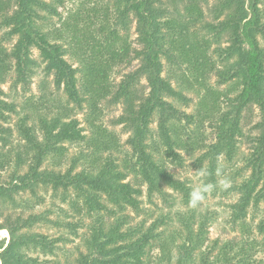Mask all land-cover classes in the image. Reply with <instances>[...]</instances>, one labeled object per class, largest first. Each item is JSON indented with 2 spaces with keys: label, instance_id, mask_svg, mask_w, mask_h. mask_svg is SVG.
<instances>
[{
  "label": "trees",
  "instance_id": "trees-1",
  "mask_svg": "<svg viewBox=\"0 0 264 264\" xmlns=\"http://www.w3.org/2000/svg\"><path fill=\"white\" fill-rule=\"evenodd\" d=\"M171 1L184 4L191 22L166 19L168 13L162 0L116 1L117 24L125 27L130 17L136 23L138 47L132 48L104 17L97 23L98 28L81 18V9L70 11L63 19L59 7L64 6V0H0L2 25L9 29L10 37H17L11 50L0 46V84L12 75L14 86L29 88L39 66L33 57V50L37 49L45 71L54 77L56 88H63L68 102L78 109L88 110L87 129L80 128L79 122L69 115H57L50 120L40 117L39 130L22 121L19 132L26 148L14 156L0 154V172L14 166L7 186L0 184V201L14 200L16 195L34 192L39 186H52L55 191L73 190L79 199L84 198L89 212H105L112 219L107 221L106 215H100L89 228V252L80 255L77 264H146V260L155 257L156 264H264V215L255 225L248 222L250 210H261L264 203V48L260 41V38L264 40V0H218L213 10L218 23L207 25L216 40L218 36L228 37L230 45L226 54L233 62L217 75L220 84L232 83L231 92H235L234 98L228 99L229 110L219 118L217 143L206 152V157H211L210 181L217 183V156L228 160L234 156L237 137L242 135L244 112L251 107H257L260 112L252 152L243 158V179L236 182L237 176L229 177L232 185L228 192L239 195L230 207L232 223L243 232L241 245L232 241L221 246L218 241L208 243V219L200 220L195 229L193 215L182 217L183 231H174L169 240L165 237L168 230L159 231V224L168 227L170 217L146 225L149 215L140 201L143 184L148 186L149 196L159 193L164 197V186L180 192L185 204L192 189L167 169L162 159L156 157L157 148L152 150L149 144L150 127L157 118L159 137L167 150L166 159L180 162L175 151L178 141L173 137L177 131L173 126L184 119L188 124L194 121L169 101L186 100V97L163 77L162 57L190 67L192 83L197 85L205 83L215 67L209 55L211 39L200 37L190 27L203 18L201 3L207 0ZM42 12L60 17L61 23L47 28L41 24L47 18ZM136 60L138 67L114 85L115 68ZM142 79L149 87L146 95L140 89ZM5 95L0 88L2 146L7 145L10 136L4 124L16 112L15 105ZM104 104L123 106L121 116L115 121L116 126H123L130 133L127 144L131 152L123 161H120L119 140L99 123ZM212 118L213 115L209 119ZM80 142L83 145L80 155L63 171L62 145ZM53 157L57 158L55 166L49 170L44 166ZM25 167L27 171L23 173ZM131 176L136 177L135 183L128 180ZM128 209L144 219L133 223L126 213ZM42 220L38 215L5 216L0 209V232L9 235L8 242L0 240V264H42L31 255L38 249L53 248L51 240L32 231ZM78 223H69L68 227L77 232Z\"/></svg>",
  "mask_w": 264,
  "mask_h": 264
},
{
  "label": "rangeland",
  "instance_id": "rangeland-1",
  "mask_svg": "<svg viewBox=\"0 0 264 264\" xmlns=\"http://www.w3.org/2000/svg\"><path fill=\"white\" fill-rule=\"evenodd\" d=\"M51 1V0H47ZM117 0H64V6L59 7V13L63 19L67 18L70 11H77L81 9V18L92 24V27L98 28L97 23L103 17L106 18L113 28L120 31V37L125 38L131 44L132 48L138 47V34L136 32V23L134 18L130 17L126 26L117 24ZM163 7L167 11L166 19H176L181 22H191L190 16L184 11V4L172 3L171 0H162ZM218 0H207L201 3L204 16L195 26H190L191 30L199 33L200 37H208L211 39L210 44V59L211 64L214 65V70L208 75L207 81L201 85L192 83V69L187 67L182 62H173L168 57H162L163 63V77L170 81L174 88L184 94L186 100L169 99L174 103L181 113L194 118L190 124L184 119L175 122L173 129H176L177 135L173 134L178 141V147L175 151L179 154L180 162H175L166 159V147L163 145L159 137L158 120L155 118L151 125L152 138L149 144L152 150L157 148L158 154L156 157L162 159L167 169L179 180L186 181L193 188L201 183H212L209 180V174L206 177L199 176L195 171H198L204 165L210 173L209 168L210 158L206 157L208 152L217 142V124L220 116L229 110V100L234 98L232 83L225 85L220 84V77L217 75L218 71H224L226 67L232 64L233 61L228 60L226 49L230 43L227 36H218L217 40L213 32L207 29L208 24H217L213 10ZM43 17H47L41 24L47 28H53L61 23L60 17H51L50 14L42 12ZM106 16V17H105ZM88 19H91L90 21ZM49 20V21H47ZM9 29L2 25L0 19V46L11 50L17 42V37H10ZM261 46L264 48V40L260 38ZM33 57L38 61L39 66L36 68L33 77L31 78V85L29 88L23 86H14L12 75L7 78L6 83L0 84L5 92V99L15 105L16 112L10 116V121L4 124L5 128L9 129V138L7 145H0V154L8 153L14 156L17 151L23 152L26 148V141L19 132V126L22 121H27L28 126H35L37 130L40 128V117H46L49 120L60 115H69L71 119H76L79 122L80 128H88L86 123L87 109L80 110L74 104L68 102L64 89H57L54 83L53 75L47 74L45 71V63L40 57V52L37 49L33 50ZM70 60V58H68ZM71 61V60H70ZM72 62V61H71ZM139 61H134L132 64L123 65L115 68L112 76L114 85L120 83L124 76L136 69ZM76 66V65H75ZM236 87V83H233ZM140 89L143 93L148 94L149 87L145 79L141 80ZM204 100V102H203ZM123 112V106H109L104 104L100 117V125L105 127L108 131L115 134L121 145L120 161H123L130 155V147L127 144L130 138V133L123 126H116L115 121ZM208 112L209 114H205ZM213 115L212 119H209ZM241 121L242 135L237 137V149L234 152L232 160H228L223 156L221 163L227 177L237 176L236 182L243 179V158L250 155L252 152V140L257 136L255 125L260 121V112L257 107H251L243 114ZM41 133V132H40ZM88 134V132H86ZM42 137V134L39 138ZM187 143L186 146L180 142ZM65 153L63 159V171L68 169L70 161L79 156L83 145L80 143H64ZM193 155V156H192ZM192 157V158H191ZM56 157L50 158L49 162L45 164V168L52 169L55 166ZM191 159V160H189ZM193 161V162H192ZM192 162V163H191ZM191 163V164H190ZM190 164V165H189ZM189 165V166H188ZM14 170L10 168L5 172H0V184L9 182L11 172ZM79 170V169H78ZM27 167L22 172L25 173ZM247 175V174H246ZM219 177L217 176V181ZM129 181H136V177L128 178ZM232 183L227 189L216 187L212 192L207 194L206 198L196 208L185 204L183 194L164 186L166 194L164 197L159 193L149 196L148 186L143 184L141 186L142 196L140 197L141 206L149 215L147 218V226L160 218L170 217L168 227L162 226L159 231L166 232V240H169L174 231H183L182 217L189 218L192 215L193 227L196 229L200 220L208 219L207 242L212 244L218 241L221 245L232 241L241 245L243 240V232L239 225L232 223L231 214L232 209L230 205L238 200L239 195L228 192ZM84 198L79 199L73 190L69 192L58 189L55 191L52 186H39L35 191H28L16 195L14 200L3 199L0 201V209L6 215H22L29 217L31 215H38L42 222L38 223L33 232L40 233L46 236L53 242L51 250L38 249L31 255L38 257L42 264H77V259L82 254L89 252L87 246L88 239L91 235L90 227L96 224V221L101 216L106 215V220L110 217L105 212H89L88 208L84 206ZM261 210H250L248 222L255 225L264 215V203L260 206ZM77 208H81L80 211ZM132 219L133 223H138L144 216L137 215L128 209L126 212ZM81 219V221H80ZM78 223L77 232L68 227L69 223ZM240 227V228H239ZM6 239L8 242L9 235L6 231L0 232V240ZM207 243V244H208ZM219 249V247H218ZM238 249V248H236ZM48 251V252H46ZM158 254V252H157ZM176 257L177 252L173 254ZM154 257V256H153ZM175 259H173L174 262ZM156 257L146 260V264H156Z\"/></svg>",
  "mask_w": 264,
  "mask_h": 264
},
{
  "label": "clouds",
  "instance_id": "clouds-1",
  "mask_svg": "<svg viewBox=\"0 0 264 264\" xmlns=\"http://www.w3.org/2000/svg\"><path fill=\"white\" fill-rule=\"evenodd\" d=\"M221 160H222V156H217V176L219 177L217 184L213 185L212 183L205 182L194 186L189 192V196H188L189 206L193 208L198 207L200 203L206 198L207 194L212 192L216 187L227 189L230 186L231 179L224 174V169ZM195 172L201 177H206L209 174L208 169L204 165L202 166V168H200L198 171Z\"/></svg>",
  "mask_w": 264,
  "mask_h": 264
}]
</instances>
